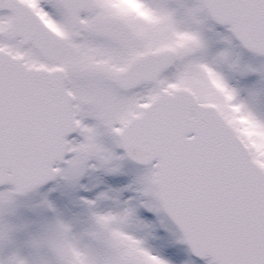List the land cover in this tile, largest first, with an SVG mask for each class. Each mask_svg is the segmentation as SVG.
Masks as SVG:
<instances>
[{
  "label": "snow or ice",
  "instance_id": "6c2138e0",
  "mask_svg": "<svg viewBox=\"0 0 264 264\" xmlns=\"http://www.w3.org/2000/svg\"><path fill=\"white\" fill-rule=\"evenodd\" d=\"M0 264H264V0H0Z\"/></svg>",
  "mask_w": 264,
  "mask_h": 264
}]
</instances>
